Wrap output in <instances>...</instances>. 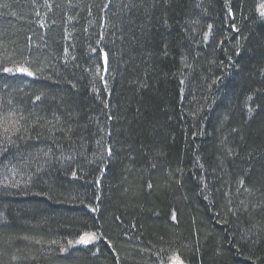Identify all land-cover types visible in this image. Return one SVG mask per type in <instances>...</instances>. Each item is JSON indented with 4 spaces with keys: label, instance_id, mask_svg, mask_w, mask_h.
<instances>
[{
    "label": "trees",
    "instance_id": "1",
    "mask_svg": "<svg viewBox=\"0 0 264 264\" xmlns=\"http://www.w3.org/2000/svg\"><path fill=\"white\" fill-rule=\"evenodd\" d=\"M173 257L264 264V0H0V264Z\"/></svg>",
    "mask_w": 264,
    "mask_h": 264
},
{
    "label": "bare ground",
    "instance_id": "2",
    "mask_svg": "<svg viewBox=\"0 0 264 264\" xmlns=\"http://www.w3.org/2000/svg\"><path fill=\"white\" fill-rule=\"evenodd\" d=\"M104 62H103V67H104V71L106 72L108 70V59L106 56H104ZM98 240V236L95 234H86L83 235L80 239L79 242L81 244H92L94 242H96ZM170 264H185V262L180 258V257H173L170 260Z\"/></svg>",
    "mask_w": 264,
    "mask_h": 264
},
{
    "label": "snow or ice",
    "instance_id": "3",
    "mask_svg": "<svg viewBox=\"0 0 264 264\" xmlns=\"http://www.w3.org/2000/svg\"><path fill=\"white\" fill-rule=\"evenodd\" d=\"M6 71H10L9 69H6ZM22 71H24L23 69H22ZM31 73H29V75H30Z\"/></svg>",
    "mask_w": 264,
    "mask_h": 264
}]
</instances>
